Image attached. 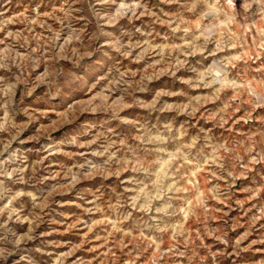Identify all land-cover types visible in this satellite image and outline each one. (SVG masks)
<instances>
[{
    "label": "clouds",
    "instance_id": "obj_1",
    "mask_svg": "<svg viewBox=\"0 0 264 264\" xmlns=\"http://www.w3.org/2000/svg\"><path fill=\"white\" fill-rule=\"evenodd\" d=\"M28 4L14 15L22 0H0V264H64L73 252L49 249L62 246L51 226L64 222L56 215L69 218L58 211L66 197L80 209L68 228L95 233L84 243L131 245L121 255L132 264L148 249L150 264H208L201 251L216 264L203 241L227 247L234 228L210 226L213 203L228 200L212 181L230 190L250 178L256 230L264 219V0ZM43 108L67 112L44 124ZM207 169L208 178H195Z\"/></svg>",
    "mask_w": 264,
    "mask_h": 264
},
{
    "label": "rangeland",
    "instance_id": "obj_2",
    "mask_svg": "<svg viewBox=\"0 0 264 264\" xmlns=\"http://www.w3.org/2000/svg\"><path fill=\"white\" fill-rule=\"evenodd\" d=\"M23 7L19 8L17 13L14 15H19L20 12H23L25 8L29 7L28 0H22ZM78 7V6H77ZM168 82L165 81V84ZM95 83L88 89L89 92H92L95 88ZM163 87V85H161ZM91 99V96L80 97L74 103H85ZM142 100H150L151 97L142 96ZM210 110L212 106L208 105ZM43 110L50 113V119L42 121L44 124L54 123L56 121L55 112L59 111L61 114L67 112V109H55V108H43ZM240 120H243V116L239 117ZM241 131H246V129H241ZM259 169L260 166H257ZM212 169L201 170L196 174V179L199 180L201 175H204V178H208L207 174L210 173ZM255 173H253L254 175ZM219 176V173L217 174ZM212 185L218 186L224 196L228 197V200L225 203H213L212 206L216 207L218 211L215 213V220L210 222L211 227H220L224 225V221L227 220L228 225L232 226L234 230L229 231L228 233V246L225 247L223 244H219L213 241V239L208 238L203 242L209 245L212 248L214 253H217L216 264H264V219H261L256 225V230H250L249 225L251 224V217L255 213V205L258 203L256 200L251 199L250 192L248 189L252 187L249 180H238L235 185L229 190L226 186L225 179H221L219 182L212 181ZM261 196L264 197V193H261ZM224 197L222 196L221 199ZM243 202L244 209L248 211H243L240 207H237L234 203L235 201ZM77 201H73L71 198H65V204L63 208H59V212L66 213L69 217L65 220L64 217L56 215L57 220L64 221L60 224H54L51 227L58 230L57 233H54L52 238L57 239L62 242L61 247L51 248L50 252L55 253H68L72 251L73 254L68 256L64 264H75L77 260H82L85 262H90V264H132L130 259L121 255V252H128L131 248L129 245L126 248L121 250H116L115 248L108 249L105 248L100 239H95L92 244L84 243L82 237L84 236H94L95 233L89 234L86 229L83 228H72L69 229L68 225L77 223V216L80 215V209L76 207ZM191 203V200H189ZM229 205H231V210H229ZM55 207V205H54ZM226 214V215H225ZM180 223V221H176ZM185 226L188 228L189 232L199 231L190 221H184ZM45 230H48L45 225L41 226ZM248 233L245 236V233ZM59 233H64V235H59ZM241 237H245L241 239ZM233 242H238L239 247L234 249ZM75 245H80L79 248H75ZM75 249V250H73ZM151 249L146 250L144 256H140L135 264H150ZM222 253V255H221ZM201 256H205L208 264H211V258L207 257L206 252L201 251L199 253ZM145 256L148 258L145 259ZM105 257H111L112 259H105ZM46 264H50L48 257H45ZM174 264H184L183 258L174 261Z\"/></svg>",
    "mask_w": 264,
    "mask_h": 264
}]
</instances>
